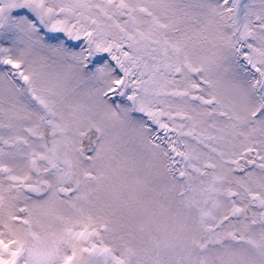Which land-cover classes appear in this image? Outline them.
<instances>
[{
  "label": "snow or ice",
  "instance_id": "obj_1",
  "mask_svg": "<svg viewBox=\"0 0 264 264\" xmlns=\"http://www.w3.org/2000/svg\"><path fill=\"white\" fill-rule=\"evenodd\" d=\"M0 264H264V0H0Z\"/></svg>",
  "mask_w": 264,
  "mask_h": 264
}]
</instances>
